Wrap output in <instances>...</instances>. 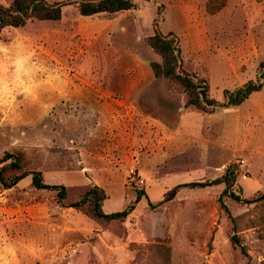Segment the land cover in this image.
<instances>
[{
    "label": "rangeland",
    "instance_id": "374dc122",
    "mask_svg": "<svg viewBox=\"0 0 264 264\" xmlns=\"http://www.w3.org/2000/svg\"><path fill=\"white\" fill-rule=\"evenodd\" d=\"M210 1L136 0L133 10L93 17L67 6L60 21L4 30L0 159L20 158L67 197L34 188L31 175L0 184V264H264V87L241 106L203 113L151 67L161 62L147 43L157 23L219 104L261 75L264 0H218L217 13ZM227 170L253 203L222 197L224 184L165 200L179 184ZM94 186L107 194L105 213L134 205L129 217L68 207Z\"/></svg>",
    "mask_w": 264,
    "mask_h": 264
},
{
    "label": "trees",
    "instance_id": "16d2710c",
    "mask_svg": "<svg viewBox=\"0 0 264 264\" xmlns=\"http://www.w3.org/2000/svg\"><path fill=\"white\" fill-rule=\"evenodd\" d=\"M150 1V0H145ZM218 0H211L208 10L211 13H217L224 7V3L216 6ZM75 6L83 17H93L100 14H116L135 9L136 0H66L49 2L48 0H14L9 6L0 5V40L4 30L8 28H22L28 22L33 20L56 22L63 16V8ZM158 21V20H157ZM155 33L147 39L149 47L160 56L161 62H153L152 70L157 78H164L184 89L186 97V107H193L196 110L214 114L220 109L241 106L254 93L260 92L264 87V63L260 64L261 75L255 80L250 81L235 89L226 92L225 102L219 104L210 95L209 85L204 79L189 74L183 67L181 57V47L179 39L174 33L163 34L158 24H155ZM12 159L10 164L0 168V184L5 189H11L17 186L23 179L32 176V186L36 189H45L59 192V200L63 203L67 197V191L64 186L49 185L43 180L41 172H28L24 170L20 158L5 154L0 159V166ZM225 185L223 195H229L232 199L241 203H253L254 199H246L238 195L234 190L235 176L234 172H227L220 178L206 182H191L179 184L168 191L165 200L169 201L183 189L206 188L214 185ZM142 197V192L138 193V199ZM107 200V194L104 189L94 186L82 196V198L70 204L68 207L81 209L87 206L88 211L96 218L105 221L126 220L134 209L131 205L128 209L107 214L103 210L104 202ZM222 207L228 212V208L222 202ZM235 243H239L238 238H234Z\"/></svg>",
    "mask_w": 264,
    "mask_h": 264
},
{
    "label": "crops",
    "instance_id": "0c3cea01",
    "mask_svg": "<svg viewBox=\"0 0 264 264\" xmlns=\"http://www.w3.org/2000/svg\"><path fill=\"white\" fill-rule=\"evenodd\" d=\"M96 86H94V89L97 90V91H101L100 89H96L95 88ZM97 97H100V94H96V95H89L85 98V102H92V101H95L97 99ZM109 98H111V96H109ZM114 101H119L118 98L114 97L112 98ZM98 101V99H97ZM120 102V101H119Z\"/></svg>",
    "mask_w": 264,
    "mask_h": 264
},
{
    "label": "built area",
    "instance_id": "2783aa9c",
    "mask_svg": "<svg viewBox=\"0 0 264 264\" xmlns=\"http://www.w3.org/2000/svg\"><path fill=\"white\" fill-rule=\"evenodd\" d=\"M242 164L244 165L245 164V162L244 161H242ZM243 178H248L246 175H244V177Z\"/></svg>",
    "mask_w": 264,
    "mask_h": 264
}]
</instances>
